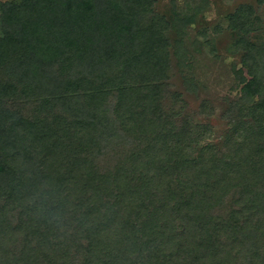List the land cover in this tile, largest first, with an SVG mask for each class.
<instances>
[{
    "label": "trees",
    "instance_id": "16d2710c",
    "mask_svg": "<svg viewBox=\"0 0 264 264\" xmlns=\"http://www.w3.org/2000/svg\"><path fill=\"white\" fill-rule=\"evenodd\" d=\"M149 1L0 4V264H229L264 240V162L249 158L264 153V91L240 70L255 125L214 151L210 126L177 122L143 76L187 21H145Z\"/></svg>",
    "mask_w": 264,
    "mask_h": 264
},
{
    "label": "rangeland",
    "instance_id": "374dc122",
    "mask_svg": "<svg viewBox=\"0 0 264 264\" xmlns=\"http://www.w3.org/2000/svg\"><path fill=\"white\" fill-rule=\"evenodd\" d=\"M19 1L0 0V4L13 7ZM147 8L149 11L143 15L147 22L150 17L168 20L171 16L186 14L187 21L181 28L172 23L167 27L165 44H154L152 58L157 57L159 68L157 71L150 68L143 76L148 80L155 72L161 78L162 107L180 110L177 122L188 118L207 123L211 128L207 141L214 151L230 152L244 138L243 130L236 128L255 125L253 104L259 100V93L250 101L246 97L238 99L242 86L240 70L247 79L255 77L257 90L264 91V0H151ZM241 13L247 21L236 18ZM232 103L236 107L234 111L230 108ZM253 151H248L249 158L264 162V153L259 155ZM243 152L242 147L240 154ZM239 188L230 187L222 205L215 206V210L227 212L233 205L229 204L230 197ZM257 233L248 235L245 248L238 244L231 257L226 255L229 258L226 262L255 264L264 259L261 256L264 240Z\"/></svg>",
    "mask_w": 264,
    "mask_h": 264
}]
</instances>
